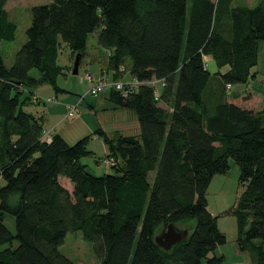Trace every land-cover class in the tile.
<instances>
[{"label":"trees","instance_id":"1","mask_svg":"<svg viewBox=\"0 0 264 264\" xmlns=\"http://www.w3.org/2000/svg\"><path fill=\"white\" fill-rule=\"evenodd\" d=\"M9 1L0 0V44L16 39ZM235 1L51 0L33 8L11 67L0 49V264H75L60 247L78 232L99 264H219L223 257L211 254L227 237L206 195L232 162L244 187L231 212L236 243L264 264V107L238 105L232 91L257 77L264 0L254 8ZM91 35L107 63L81 81L108 84L110 102L134 114L138 131L94 133L116 161L115 173L102 176L82 162L93 155L90 137L70 145L56 134L48 143L45 115L25 111L40 100L34 89L63 93L60 40L80 70ZM206 57L229 70L213 75ZM170 224L188 236L165 251L155 237Z\"/></svg>","mask_w":264,"mask_h":264},{"label":"rangeland","instance_id":"2","mask_svg":"<svg viewBox=\"0 0 264 264\" xmlns=\"http://www.w3.org/2000/svg\"><path fill=\"white\" fill-rule=\"evenodd\" d=\"M262 2L263 0H236L235 4L254 8ZM50 3L51 0H10L8 2L6 10L10 20L17 25L18 29L14 42L0 44L6 66H12L15 54L27 41L26 31L31 25L33 8ZM258 56L259 63L254 68V72L257 73L256 79L248 84L234 85L232 88V91L240 95L233 102L241 106H248V92L255 94L251 101L256 107L255 110L264 107V42L260 44ZM74 61L71 50L60 40L58 65L63 68V73L58 78L57 86L63 90V93H56L49 85L34 89L33 94L39 96L40 100L28 104L25 111L35 116L46 113L49 117V121L45 123L46 134L50 137L60 134L70 145L90 137L88 150L93 152V155L82 159V162L96 176L114 174L115 171L111 167L116 164V161L113 157H106L109 149L103 139L95 136L94 133L98 129H103L109 137H114L116 132H121L123 135L137 134L136 117L131 111L118 108L110 102L108 92L103 91L110 86L102 89V92L95 97L89 94L92 85L89 84L87 78L85 79L88 83L81 81L86 74H100L101 69L106 67V52L98 46L96 35L89 37L87 53L83 58L79 74L76 76L71 71ZM207 68L213 75L218 72L224 74L229 70V67L219 69L211 58L207 59ZM32 74L38 76L37 71ZM47 99H52V102ZM80 100L82 102L78 113L74 117H68L69 106L77 105ZM240 174V169L232 162L231 170L227 175H216L213 178L206 195L208 210L214 217H218V227L227 237V243L211 254V258L223 257L224 261L219 264H253L248 252L238 254L235 247L238 236L237 220L231 212L244 191L240 182ZM150 179H153V175ZM61 182L67 185V180L62 179ZM69 185L72 188V185ZM5 224L13 233L15 232L13 218L7 217ZM60 253L75 264H99L93 254L92 246L83 241L80 232L67 235L64 244L60 247ZM203 264L208 263L204 261Z\"/></svg>","mask_w":264,"mask_h":264},{"label":"water","instance_id":"3","mask_svg":"<svg viewBox=\"0 0 264 264\" xmlns=\"http://www.w3.org/2000/svg\"><path fill=\"white\" fill-rule=\"evenodd\" d=\"M79 56L76 57L73 67V75L79 73ZM188 236V231H183L174 224H170L165 230L161 231L155 237V243L163 250L170 251L173 247L181 243Z\"/></svg>","mask_w":264,"mask_h":264},{"label":"built area","instance_id":"4","mask_svg":"<svg viewBox=\"0 0 264 264\" xmlns=\"http://www.w3.org/2000/svg\"><path fill=\"white\" fill-rule=\"evenodd\" d=\"M86 78H87V80L89 81V82H91V81H93L92 79V76L91 75H87L86 76ZM92 85V84H91ZM134 85H135V83L134 84H131L130 85V88L132 89L133 87H134ZM106 87H108V84H105V83H98L97 85H92V88L90 89V91H89V94H91V95H93V96H97L99 93H100V91L102 90V89H104V88H106ZM117 90H123V85H121V84H117ZM51 100L49 99V102H50ZM81 102H82V100H80V102L77 104V105H75V106H72V107H70L69 106V111H68V113H67V116L68 117H74V115L76 114V113H78V109H79V105L81 104ZM44 141H46V142H51V137H50V135H48V134H45V136H44Z\"/></svg>","mask_w":264,"mask_h":264},{"label":"crops","instance_id":"5","mask_svg":"<svg viewBox=\"0 0 264 264\" xmlns=\"http://www.w3.org/2000/svg\"><path fill=\"white\" fill-rule=\"evenodd\" d=\"M206 59H210V57H206ZM248 94H249V97H250V100H249V102H248V106H243V107H246V108H248V109H250V110H254V111H259V110H255L254 108H256L255 106H253L252 105V100L254 99V97H255V94H253V93H249L248 92ZM252 95V96H251ZM43 115H45V117H46V121H49V117H48V115L45 113V114H43ZM42 115H40V116H37V117H41ZM62 136V135H61ZM63 138H64V136H62ZM235 247H236V251H237V253L238 254H242L243 252L240 250V248L238 247V245H237V243L235 244ZM218 250V249H217ZM216 250V251H217Z\"/></svg>","mask_w":264,"mask_h":264}]
</instances>
